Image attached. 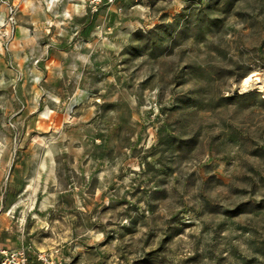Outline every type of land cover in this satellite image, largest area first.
<instances>
[{"label": "rangeland", "instance_id": "374dc122", "mask_svg": "<svg viewBox=\"0 0 264 264\" xmlns=\"http://www.w3.org/2000/svg\"><path fill=\"white\" fill-rule=\"evenodd\" d=\"M253 74L264 0H0V264H264Z\"/></svg>", "mask_w": 264, "mask_h": 264}, {"label": "built area", "instance_id": "2783aa9c", "mask_svg": "<svg viewBox=\"0 0 264 264\" xmlns=\"http://www.w3.org/2000/svg\"><path fill=\"white\" fill-rule=\"evenodd\" d=\"M110 2H114V0H91V5L93 7H96L97 5L101 3H110ZM13 11L14 10L12 9L11 14H13ZM11 19H13V17ZM30 257L40 262L41 264H56V262L53 259L52 254L41 252V251L37 252L34 250H30V252H28L27 250H23L12 256L13 261L14 262L17 261V264H30L29 263ZM58 264H66V263L59 262Z\"/></svg>", "mask_w": 264, "mask_h": 264}, {"label": "bare ground", "instance_id": "6f19581e", "mask_svg": "<svg viewBox=\"0 0 264 264\" xmlns=\"http://www.w3.org/2000/svg\"><path fill=\"white\" fill-rule=\"evenodd\" d=\"M255 84L259 85L260 88H264V82L257 74H253L245 79L246 86H252Z\"/></svg>", "mask_w": 264, "mask_h": 264}]
</instances>
